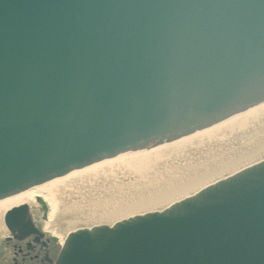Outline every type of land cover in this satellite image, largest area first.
Here are the masks:
<instances>
[{"label": "water", "instance_id": "water-1", "mask_svg": "<svg viewBox=\"0 0 264 264\" xmlns=\"http://www.w3.org/2000/svg\"><path fill=\"white\" fill-rule=\"evenodd\" d=\"M261 103L264 0H0V200ZM4 223L41 235L26 206ZM97 237L158 243L94 256ZM53 264H264V158L70 231Z\"/></svg>", "mask_w": 264, "mask_h": 264}, {"label": "bare ground", "instance_id": "bare-ground-1", "mask_svg": "<svg viewBox=\"0 0 264 264\" xmlns=\"http://www.w3.org/2000/svg\"><path fill=\"white\" fill-rule=\"evenodd\" d=\"M264 158V103L173 142L98 163L0 200V249L13 236L7 212L44 204L41 235L59 247L72 230L159 210ZM39 232V231H38Z\"/></svg>", "mask_w": 264, "mask_h": 264}, {"label": "flooded vegetation", "instance_id": "flooded-vegetation-1", "mask_svg": "<svg viewBox=\"0 0 264 264\" xmlns=\"http://www.w3.org/2000/svg\"><path fill=\"white\" fill-rule=\"evenodd\" d=\"M34 227L41 232L42 227L34 224ZM20 233L6 237L0 249L2 264H52L55 261L59 248H53V238L45 235L43 238L37 234H30L19 240Z\"/></svg>", "mask_w": 264, "mask_h": 264}, {"label": "snow or ice", "instance_id": "snow-or-ice-1", "mask_svg": "<svg viewBox=\"0 0 264 264\" xmlns=\"http://www.w3.org/2000/svg\"><path fill=\"white\" fill-rule=\"evenodd\" d=\"M158 241L150 238H114L97 237L89 241V252L94 256H102L117 250H130L154 245Z\"/></svg>", "mask_w": 264, "mask_h": 264}, {"label": "rangeland", "instance_id": "rangeland-1", "mask_svg": "<svg viewBox=\"0 0 264 264\" xmlns=\"http://www.w3.org/2000/svg\"><path fill=\"white\" fill-rule=\"evenodd\" d=\"M46 213H47V208L44 204L41 203L40 205L34 207L32 214L38 215L35 218V224L36 225L41 226L43 224V221L46 220ZM52 241H53V245H54L52 250L55 251L57 247L59 248V245L55 239H52ZM1 261H2V259H0V264H2Z\"/></svg>", "mask_w": 264, "mask_h": 264}]
</instances>
